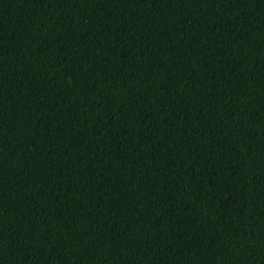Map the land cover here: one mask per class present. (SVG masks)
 Wrapping results in <instances>:
<instances>
[{
    "label": "trees",
    "instance_id": "16d2710c",
    "mask_svg": "<svg viewBox=\"0 0 264 264\" xmlns=\"http://www.w3.org/2000/svg\"><path fill=\"white\" fill-rule=\"evenodd\" d=\"M0 264H264V0H0Z\"/></svg>",
    "mask_w": 264,
    "mask_h": 264
}]
</instances>
